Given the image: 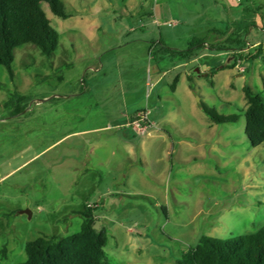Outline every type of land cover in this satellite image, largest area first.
Returning <instances> with one entry per match:
<instances>
[{"label":"rangeland","instance_id":"rangeland-1","mask_svg":"<svg viewBox=\"0 0 264 264\" xmlns=\"http://www.w3.org/2000/svg\"><path fill=\"white\" fill-rule=\"evenodd\" d=\"M62 1L64 19L43 5L54 55L26 44L13 75L0 64V264L77 232L86 204L104 264H176L203 234L264 225V142L247 139L243 91L264 97V0Z\"/></svg>","mask_w":264,"mask_h":264},{"label":"trees","instance_id":"trees-1","mask_svg":"<svg viewBox=\"0 0 264 264\" xmlns=\"http://www.w3.org/2000/svg\"><path fill=\"white\" fill-rule=\"evenodd\" d=\"M52 14L66 18L62 0H0V64L13 75L12 63L17 47L32 44L40 54L52 57L59 42V33L52 26L43 5ZM191 44L188 51L191 50ZM241 50V48H240ZM262 47L251 55L261 54ZM240 54V53H239ZM235 60L225 66H234ZM212 73V72H210ZM208 73V76L210 75ZM175 83L171 88L174 89ZM246 99L245 133L252 146L264 142V97L250 85L243 86ZM204 114L215 123H233L236 114H218L200 103ZM96 205L86 204L82 211L80 229L70 235H41L24 245L25 260L16 264H104L107 232L95 227ZM176 264H264V225L256 231L221 239L201 235L197 244L181 252Z\"/></svg>","mask_w":264,"mask_h":264},{"label":"crops","instance_id":"crops-1","mask_svg":"<svg viewBox=\"0 0 264 264\" xmlns=\"http://www.w3.org/2000/svg\"><path fill=\"white\" fill-rule=\"evenodd\" d=\"M227 62L229 63V59L227 60ZM209 73V72H208ZM208 73L207 74H205V75H208Z\"/></svg>","mask_w":264,"mask_h":264}]
</instances>
